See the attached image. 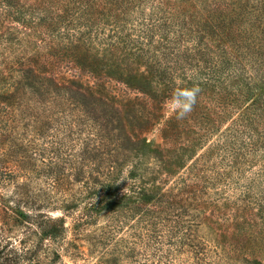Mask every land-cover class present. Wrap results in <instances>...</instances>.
I'll return each mask as SVG.
<instances>
[{
  "label": "trees",
  "instance_id": "1",
  "mask_svg": "<svg viewBox=\"0 0 264 264\" xmlns=\"http://www.w3.org/2000/svg\"><path fill=\"white\" fill-rule=\"evenodd\" d=\"M3 4L17 9L14 18L7 14L15 21L26 10L40 17L24 24L32 57L11 47L0 53V264H38L34 251L26 257L25 234L38 241L60 238L64 214L78 207V224H90L100 213L126 219L134 197L155 203L148 218L157 229L168 228L167 245L175 252L185 249L194 264L229 263L235 246L227 244L225 251L207 240L197 243L191 228L199 225L193 218L224 196L215 193L218 185L234 187L237 197L227 192L228 203L209 211L214 224L264 217V191L255 192L264 183V0H0ZM81 59L91 61L93 80L79 88L85 95L77 93L75 80L56 73L63 63L81 68ZM155 79L159 87L153 89ZM193 87L201 89L193 111L182 120L174 113L163 139L177 124L198 125L192 149L235 113L217 145L168 191L141 187L147 169L138 156L122 177L119 157L126 161L132 151L110 137L122 107L134 115L125 120L144 125L157 120L155 113L174 93ZM212 155L218 169L203 163ZM259 160L247 179L243 167ZM127 180L133 182L118 196ZM188 195L192 218L185 210L173 214L174 205L185 207ZM53 211L62 216L52 217ZM147 212L140 209L137 216ZM18 230L26 231L15 247ZM157 237L160 245L163 238Z\"/></svg>",
  "mask_w": 264,
  "mask_h": 264
},
{
  "label": "rangeland",
  "instance_id": "2",
  "mask_svg": "<svg viewBox=\"0 0 264 264\" xmlns=\"http://www.w3.org/2000/svg\"><path fill=\"white\" fill-rule=\"evenodd\" d=\"M22 2H20L21 5H23ZM10 5H0V53H5L4 49L11 47L15 53L19 51V55L32 57L33 54L30 49L34 45H25L27 38L25 34H28L29 30L24 28V24L28 23V21L36 23L37 20L35 18L37 16L40 17V15L32 16L26 10L25 14L16 15L20 19L15 21L13 18L17 9H11ZM9 11L12 12L13 18L7 17ZM33 17L34 19L32 20ZM58 30L60 32L64 31V33L69 31V29L67 30V28L63 27H59ZM8 57L11 58V56ZM80 63L82 66L79 69L73 66H64L65 64L63 63L62 69H59L56 73L59 77L75 80V90H77V93L85 95L84 90H79V88H85L86 84L93 80L89 72L90 67L87 66L91 61L88 60L86 62L81 59ZM97 72L99 74L103 73L100 66ZM13 76L17 78L20 77V74L14 73ZM156 87L158 88L159 86L155 79L151 83V88L154 89ZM114 106L120 107L118 104ZM127 110L122 107V113L117 119V131L113 133V136L110 134V137L116 143L122 144L125 148H129L132 151L131 154L126 155V161L119 157L122 177H127L131 164L136 162L133 158L138 156V160L143 162L142 168L147 169L141 187L149 192L170 190L178 178L187 173L190 166L200 157L205 156L212 145H217L220 133L236 116L235 113H231L217 125L216 130L206 137L205 141L191 149L190 145L192 143L190 141L195 138L192 132H196L194 128L197 130L198 125L193 128L185 124H177L173 127L170 138L167 136V138L163 139V127L166 121L174 116L175 113L168 103L155 113L158 117L156 121H149L144 125L135 123L136 118L130 121V117L134 115L129 110L128 113ZM125 118L130 120H125ZM181 126L185 129L184 133H180ZM201 133L199 132V134ZM131 135L135 137L134 140ZM218 161V158L212 155V157H206L203 163L213 164L218 169L220 167ZM260 164L261 161L259 160L256 163H252L253 166L248 167L249 169L243 167L248 177L247 179H250V174ZM98 180L102 182L103 177H98ZM134 181L136 184L138 183L137 179ZM132 182L133 180H127L124 186H120L117 195L121 196L125 193ZM232 189L228 191L223 186L218 185L215 193H218L216 190L224 192L225 196L228 192L231 193V198L233 199L237 196L233 193L235 188L233 187ZM263 191L264 183H259L255 192L261 193ZM208 193H213V190H208ZM224 196L219 198L214 206H209L205 211L202 210L203 214L198 218H193L194 223L199 220V225L191 228L193 239L197 243H204V240L210 241L212 245L218 244L225 251H228L226 249L227 244L235 246L236 251L233 254H228V257L231 258L230 262L224 261L220 264H264V231L261 229V226H264V217H262V221H257L256 223L236 218L233 221L229 219V221L218 222V225L214 224L213 222L217 220L214 219V215L209 211H213L220 204L228 203L223 200ZM189 198L190 196L188 195V200L183 202L185 205L183 209H181V203L178 206L174 205L173 214H176L175 212L181 213V210H185V214L187 216L191 215L189 218L191 219L192 213L190 214L188 211L193 208L192 204L194 203ZM190 204L192 207L188 209ZM154 205L155 203L150 199L143 198L140 200V198L134 197L129 204L132 212L128 213L126 219L121 218V216L119 218L113 214L100 213L90 224H78L75 221L80 210L78 207L72 211L71 215L64 214L66 217L63 219L65 223L61 229L60 238L51 241H38L37 235L25 234L27 239L23 246L25 249H29L26 257L31 254L30 252L34 251L33 254H36L35 259L39 261L38 264H194L191 254L186 252L185 249L182 252H175L173 248L167 245L168 237H165V235H168V228L157 229L154 226V222L148 218L155 210ZM140 209L148 210L144 218L137 216V213H140ZM223 212L226 213L225 210ZM50 215L59 217L62 216V213L61 211H53L50 212ZM183 217L184 215H181L182 219ZM204 217H206V220L203 219ZM176 220L178 221V219ZM229 222H233V225ZM18 231L21 232L16 234L19 236L16 239L12 238V244L15 247L19 246V240L23 239V232L26 230L23 232L21 230ZM158 235L163 238L160 239V245L156 244L159 240Z\"/></svg>",
  "mask_w": 264,
  "mask_h": 264
},
{
  "label": "clouds",
  "instance_id": "3",
  "mask_svg": "<svg viewBox=\"0 0 264 264\" xmlns=\"http://www.w3.org/2000/svg\"><path fill=\"white\" fill-rule=\"evenodd\" d=\"M201 89L193 87L184 89L173 94L167 102L176 114V119L182 120L189 116L197 103V98Z\"/></svg>",
  "mask_w": 264,
  "mask_h": 264
}]
</instances>
